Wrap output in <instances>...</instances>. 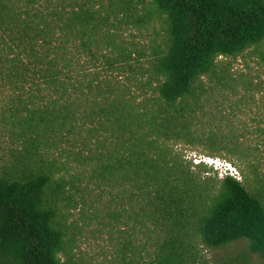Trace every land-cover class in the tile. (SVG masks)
Instances as JSON below:
<instances>
[{
	"label": "trees",
	"instance_id": "obj_1",
	"mask_svg": "<svg viewBox=\"0 0 264 264\" xmlns=\"http://www.w3.org/2000/svg\"><path fill=\"white\" fill-rule=\"evenodd\" d=\"M6 98L0 264H76L62 209L88 193L114 264H198L197 242L242 241L264 264V0H0ZM62 144L80 147L70 177ZM180 144L240 179L186 165Z\"/></svg>",
	"mask_w": 264,
	"mask_h": 264
},
{
	"label": "rangeland",
	"instance_id": "obj_2",
	"mask_svg": "<svg viewBox=\"0 0 264 264\" xmlns=\"http://www.w3.org/2000/svg\"><path fill=\"white\" fill-rule=\"evenodd\" d=\"M133 34V36H131ZM125 40L128 42H134L139 44L141 47L149 45L152 41L155 44L161 42V34H156L152 30L150 32H144V37H140L138 31L132 30L130 33L125 34ZM235 68H240L239 63H234ZM101 72V69H99ZM112 72H103L102 77H107L111 79H116ZM121 82L122 78L119 79ZM8 102V99L0 100V158L7 159L10 155L9 149L16 147L11 140L4 135L2 132L1 116L4 114L5 110L3 105ZM5 124V123H4ZM5 127H9L7 124ZM79 146L72 148L70 145H57V149L53 150L54 158L56 164L60 165L62 173L66 177H70L82 170V166L75 159L74 153L79 151ZM175 152L181 154L185 160L186 165H196L195 158L203 153V148H192L180 144L174 147ZM70 150V151H67ZM187 162V163H186ZM229 162V161H228ZM1 163V162H0ZM63 164H68L66 170L63 168ZM211 169L210 167H207ZM195 170V168H192ZM214 172L215 169H213ZM212 174V172H210ZM206 176V175H203ZM240 172L236 169V177L240 179ZM219 179H222V175L218 174ZM78 186H80L78 184ZM81 193L77 194L76 197H80ZM104 198L102 201H106ZM85 204H79L76 207L72 205L71 207L63 208L62 211L65 213V223L69 227L68 239L72 240V253L76 264H114L117 259V252L120 246L118 245V233L117 230L113 231V240L109 235V231L106 228V220L103 217L104 209L100 208L92 203L97 202L96 196L88 193L85 197ZM96 206L98 210L95 209ZM141 239V238H140ZM139 240V237H138ZM249 245L247 242L242 241L237 244H233L224 247L220 250H209L203 247L197 242V263L198 264H261V260L256 256L248 255Z\"/></svg>",
	"mask_w": 264,
	"mask_h": 264
},
{
	"label": "built area",
	"instance_id": "obj_3",
	"mask_svg": "<svg viewBox=\"0 0 264 264\" xmlns=\"http://www.w3.org/2000/svg\"><path fill=\"white\" fill-rule=\"evenodd\" d=\"M196 160V164H205L210 168H213L215 170L221 168L224 164L227 166V169H230L232 176L236 177V168L229 162L221 160V159H217V158H210V157H206V156H198L195 158ZM222 177H226V172L221 173Z\"/></svg>",
	"mask_w": 264,
	"mask_h": 264
},
{
	"label": "clouds",
	"instance_id": "obj_4",
	"mask_svg": "<svg viewBox=\"0 0 264 264\" xmlns=\"http://www.w3.org/2000/svg\"><path fill=\"white\" fill-rule=\"evenodd\" d=\"M215 171L218 172V174L226 172V174H227L226 177L227 176H232V173H231L230 169H227V166L225 164L221 168H219V169H217Z\"/></svg>",
	"mask_w": 264,
	"mask_h": 264
}]
</instances>
